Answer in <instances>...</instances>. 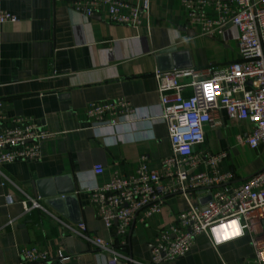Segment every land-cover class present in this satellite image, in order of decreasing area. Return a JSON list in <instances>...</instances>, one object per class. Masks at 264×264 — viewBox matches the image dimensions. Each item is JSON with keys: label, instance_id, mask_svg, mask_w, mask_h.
<instances>
[{"label": "crops", "instance_id": "1", "mask_svg": "<svg viewBox=\"0 0 264 264\" xmlns=\"http://www.w3.org/2000/svg\"><path fill=\"white\" fill-rule=\"evenodd\" d=\"M0 5L17 17L2 26L0 35L5 125L23 117L53 134L42 142L38 160L4 164L0 170V264H23L21 249L32 246L64 252L70 256L67 264H115L111 253L98 251L67 225L84 222L91 236L112 238L87 188L104 184L115 172L133 174L144 157L151 168L161 169V160L171 154L167 126L158 117L156 72L187 66L206 70L236 60L237 30L202 34L189 24L180 0H150L149 18L139 27L110 22L105 7L86 17L69 0H0ZM191 93L187 88L185 94ZM118 98L138 113L121 116L105 139L103 131L92 128L86 110L93 102ZM215 116L223 124L207 127L206 140L196 150L227 151L219 167L234 172L232 182L262 169L264 145L252 150L240 141L252 125L223 111ZM97 168L102 171L96 173ZM72 184L75 190L66 191ZM31 199L39 206L27 212L24 203ZM188 205L184 196L167 197L160 213L133 222L126 245L116 249L150 262L159 230ZM253 255L247 235L215 248L201 234L186 256L163 264H245Z\"/></svg>", "mask_w": 264, "mask_h": 264}, {"label": "built area", "instance_id": "2", "mask_svg": "<svg viewBox=\"0 0 264 264\" xmlns=\"http://www.w3.org/2000/svg\"><path fill=\"white\" fill-rule=\"evenodd\" d=\"M86 17L107 9L109 21L139 27L149 18L150 0H69ZM190 25L202 34L217 36L234 27L237 30L238 57L206 70L185 67L158 70L159 115L167 126L172 152L161 160V169L151 168L142 158L135 172H115L102 185L87 188L99 218L113 231L109 241L91 236L80 222L72 231L91 241L98 251L111 253L113 263L163 264L186 256L196 238L204 234L215 248L224 242L249 236L254 255L245 264H264V167L243 181L232 182L233 171L219 164L228 156L197 151L206 140L207 127L220 126L216 113L252 125L240 141L256 150L264 145V0H180ZM17 17L0 5L2 26ZM187 88L192 93L186 95ZM138 113L125 99L91 103L86 114L92 128L105 139L109 130L120 125L121 116ZM7 116L0 100V170L4 164L32 161L41 157V145L52 133L32 120L19 117L15 125H5ZM200 166L211 171H200ZM101 168L95 169L96 173ZM211 195L206 203L200 199ZM184 196L189 205L176 220L161 228L152 248L150 262L125 256L116 248L127 243V235L137 219L145 222L162 211L164 200ZM195 200V202H193ZM31 211L39 204L24 203ZM124 237V238H123ZM23 264H67L70 256L62 251L51 254L36 246L21 249Z\"/></svg>", "mask_w": 264, "mask_h": 264}, {"label": "water", "instance_id": "3", "mask_svg": "<svg viewBox=\"0 0 264 264\" xmlns=\"http://www.w3.org/2000/svg\"><path fill=\"white\" fill-rule=\"evenodd\" d=\"M170 69H173V68H170ZM162 70L164 71V70H169V69H162ZM74 190H75V186H74V184H72L71 187L69 188V190H66V191L73 192ZM210 199H211V195L209 194L206 198L200 199V202L206 203Z\"/></svg>", "mask_w": 264, "mask_h": 264}]
</instances>
